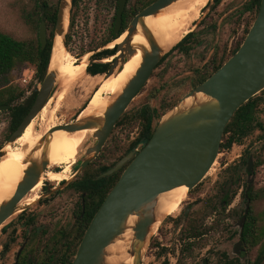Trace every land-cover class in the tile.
Returning a JSON list of instances; mask_svg holds the SVG:
<instances>
[{"label":"water","instance_id":"water-1","mask_svg":"<svg viewBox=\"0 0 264 264\" xmlns=\"http://www.w3.org/2000/svg\"><path fill=\"white\" fill-rule=\"evenodd\" d=\"M175 1L177 0L154 1L137 13L129 25L120 31L127 0H119L115 33H120L118 37L123 33H126V36L115 46L111 68L96 75L109 78L140 50L142 59L139 67L101 115L88 114L79 116L73 122L54 125L28 149L23 159L26 167L21 181L12 195L0 201V228L13 215L34 204L31 202L28 205L27 201L23 200L45 177L44 174L51 164L52 140L57 131H90L89 138L80 147L76 158L82 162L65 180L63 186L74 179L99 154L131 101L145 86L165 54L177 44L168 51L165 50L147 23L149 16L158 15L162 9ZM212 3L213 0H208L203 10L211 8ZM72 5L73 0L59 1L53 46L45 75L27 97L26 104L33 101L32 106L0 149V158L6 154L5 146L14 144L40 114L49 101L56 82H59L58 73L50 68V63L57 35L62 36L63 45L67 49L65 17L68 10L70 21ZM138 34L145 37L147 44L135 41ZM39 39L44 48L48 39L44 20L40 24ZM98 49H95V52ZM263 90L264 0H261L259 13L239 49L162 115L150 140L140 147L136 155L135 151L129 153L116 166L100 175H111L127 160H131L93 215L71 264H112L109 257L113 255L118 257L119 264H124L129 257L132 258V264H142L145 249L158 221L157 206L161 194L183 185L190 191L206 177L218 156L228 123L245 102ZM10 107L11 104L0 105V111ZM88 140L90 143H87ZM248 208L249 204L246 211ZM245 218L246 215L236 224L241 228V236ZM118 240L124 242L122 250L111 251V245ZM240 244L241 242L236 243L235 249ZM124 254L127 257L123 258Z\"/></svg>","mask_w":264,"mask_h":264},{"label":"rangeland","instance_id":"rangeland-1","mask_svg":"<svg viewBox=\"0 0 264 264\" xmlns=\"http://www.w3.org/2000/svg\"><path fill=\"white\" fill-rule=\"evenodd\" d=\"M29 0H0V29L10 33L16 38H33L36 33L32 31L22 20V10L25 3ZM51 3H56L58 0H49ZM246 0H222L218 8L213 11L203 10L201 18L197 21L195 29V40L200 44L193 48L189 55H185L178 51L171 52L163 57L164 61L155 68L152 76L147 81L145 86L134 97L126 111L123 114V121L116 128L114 135L118 140L128 144L135 137H137L142 119L138 115L140 110L148 108L150 111L155 108L161 116L164 115L170 108H172L187 92L194 88V84L200 76L198 70L207 71L210 68L209 61L213 55L220 57L230 56V49L243 43L247 30L250 29L255 19L254 11H244L238 15V22L231 18L230 21H225L229 14H234L241 7V3ZM133 5V2L131 3ZM117 8V0H77L76 5H72L71 13L74 15V25L70 30L72 38L68 44L67 50L70 57L76 62L81 61L84 53L90 57L96 52L110 48L106 45L105 40L110 36L109 32L111 24L115 16ZM226 18L221 21L222 15L226 14ZM236 17V14H234ZM215 23V28H211V24ZM69 24L67 33L69 32ZM99 48L96 52L95 49ZM102 62H108L101 60ZM88 66V65H87ZM33 68V67H30ZM99 77V78H98ZM104 75L93 76L86 73L72 82L61 85L56 82L51 97L43 110L34 118L33 126L37 132L43 134L54 125H62L75 121L81 114L82 109L86 106L88 100L95 94L99 79L103 80ZM20 79V78H18ZM31 83L28 84V92L24 99L30 95L33 89L38 86L41 81L35 76ZM102 82V81H101ZM129 118V119H128ZM259 119L264 123V110L260 113ZM10 128V113L7 110L0 111V149L5 145L7 139L11 135ZM259 138L247 137L237 145L229 148L225 147L224 154H219L213 163L211 170L206 177L194 189L192 197L198 196L200 193L208 191L213 194L212 198L216 201L220 198V193L213 187V182L216 177H221L220 171L227 162L230 165L238 163L237 155L243 153L248 144L256 141L258 146ZM87 143H90L88 140ZM223 148L220 149L222 151ZM259 149H256L258 151ZM79 151L72 153L69 159L64 163L67 170H71L72 175L75 172L77 163V155ZM264 155V151H262ZM219 157V158H218ZM218 159V160H217ZM46 171H59L64 174L63 167L50 164ZM42 185L35 191L41 194L45 183H49L47 176L44 177ZM245 180V179H243ZM58 181H53L57 183ZM244 182L240 183L233 192V198L225 210H222V215L214 211L207 214V219L202 225H210L213 223L215 229L208 231V235L203 236L202 239L193 240L194 246L183 253V248L187 244V239L181 236L179 226H175L167 217L178 213L180 207L164 220H162L156 230L154 231L149 243L145 249L142 264H163L166 261L169 264H201L204 257L210 258L212 264H222L219 252L225 248H230L237 236L227 241L226 235L231 232L232 227H237L236 224L239 216L245 207V201L241 194V189ZM254 187L258 191L259 188L264 187V162L257 170ZM33 189V188H32ZM31 189V190H32ZM34 191V192H35ZM33 195H26L27 197ZM38 199V198H37ZM243 200V201H242ZM20 212L8 219L4 226L14 221ZM176 213V214H177ZM254 215L259 219L263 232L257 235L258 240L255 246V258L259 255L261 246L264 244V201H256L254 206ZM2 226L0 228V244L6 240V235L2 233ZM238 228V227H237ZM160 232V233H159ZM159 233L163 238L160 242L165 243L169 248L161 256L158 254V248L154 244L156 234ZM127 257L126 254L123 258ZM116 259L119 262L118 257ZM117 260L113 264L117 263ZM13 257H6L4 263L12 264ZM125 261L124 264L126 263ZM261 264H264V257L261 259Z\"/></svg>","mask_w":264,"mask_h":264},{"label":"flooded vegetation","instance_id":"flooded-vegetation-1","mask_svg":"<svg viewBox=\"0 0 264 264\" xmlns=\"http://www.w3.org/2000/svg\"><path fill=\"white\" fill-rule=\"evenodd\" d=\"M154 1L156 0H127L122 14L120 31H122L129 25L130 21L137 13H139L142 9H144ZM132 2L133 5H131ZM221 2L222 0H213L212 7L209 8V11H213L218 8ZM260 4L261 0H259V4L258 0H246L245 2L241 3V7L234 12V14H236V17H234V14H229L228 16L226 13L222 15L221 21L224 20L226 16H228L225 21H230L231 18H236V23L239 20L237 19L238 15H241L244 11H254L256 14V19L260 10ZM118 8L119 0H117V8L109 34H111L112 32L115 33ZM197 24L198 23H196L195 26ZM211 28H215V23L211 24ZM249 30L250 29L247 30V34ZM189 33H191V35L184 42L183 47L173 49L171 52L178 51L185 55H189L193 48L197 47L200 44V42L195 40L194 38L196 34L195 29H193ZM116 38L109 42L111 43ZM241 44L242 43L237 46H241ZM234 48L230 49V56L232 55V51ZM111 49H115V47ZM89 52H91V50L85 52L84 55ZM112 55L100 57L93 54L90 57L89 64L102 62L101 60L104 59H110V61L108 62H102L109 63V66L105 71L107 72L112 66V61L114 59L112 58ZM230 56H224L217 59V55H213L211 57L212 59L209 61L210 68H208L207 71L203 72L201 71V69L198 70L200 76L196 80L194 87L199 85L201 77L208 76L209 74L213 73L216 65L221 62L222 59H228ZM163 61L164 58L161 59L157 66H159ZM93 76L97 77L98 75L94 74ZM259 94L262 95L263 101L254 109V121L249 128L250 131L246 135H244L241 140H235L231 145L222 146V143L225 140L224 137L226 136L227 139V137L231 134L230 132H228L225 136H223V141L220 147V149L223 148V150L219 151L218 155L225 153V147L229 148L231 146H235L238 142H241L244 138L247 137L259 138L258 141L260 142V144L258 146H255L256 141L248 144L243 153L237 155V157L239 158L238 163L233 165H230L227 162L224 163V167L221 168L220 171L221 177H219V179L217 180V176L215 181L213 182V187H215L216 191L220 193V198L218 199V201L212 198L213 194H210L208 192L210 188H208V191H206L205 193H200L198 196L192 197L191 195H193L194 189L199 185L198 184L190 191H188L186 199L180 205L181 207L179 212H176L177 214L175 213L174 215L167 217L168 220L172 221V223L175 224V226L173 225L171 227L175 229V227H177L178 225L180 227L179 230L181 232V236L184 238V240L187 239L186 242L191 243L194 246L195 243H193V240L202 239L203 236L208 235V231L215 229L213 223H211L210 225H202L203 222H205L207 219V214L214 211L222 215V210L226 209L233 198L234 189L240 183L244 182V185L241 189V194L243 196V200L245 201V207L241 212L238 220L239 222L242 217L246 215L243 226V234L242 236L240 235L241 228L238 226V228L232 227L233 229H230L231 232L226 235L225 239H227L228 241L230 240V237H232L231 240H233L235 236H237V239L233 242L232 246L229 249L225 248L219 252V257L221 258L222 264H253L256 259V235L263 232L261 225H259V219L254 215V206L256 201H264V187L259 188L258 191L254 187L257 170L264 162V155L262 153V151H264V123L259 119L260 113L262 112V110H264V90ZM32 103L33 101L28 105L32 106ZM145 109L148 111V113H150L154 125L157 126V123L160 119V114L156 112L155 108L150 111L148 108L143 107L138 115L140 116ZM122 121L123 115L115 124L99 154L92 161H90L86 165V167L79 174H77L74 179H72L67 185L63 186L65 180L67 179L65 174L68 173L63 168L64 174L60 173L59 171H50V173L52 172V174L50 175L49 173L48 178H46L47 180H50V182L44 184L45 187L40 190L41 194H38L39 190H37L36 192L30 191L27 194V196H33L26 198V204L29 205V203H31L30 200L32 199H34V201H32L34 202V204L20 211L17 217L13 219L14 221H11L5 226L3 225L4 227L2 228L1 234L6 235V240L2 244H0V264L4 263L6 257L9 256L13 257L12 264H62L64 262L62 251L64 246L66 245L67 240L72 237L76 238L78 233H80L82 230H84L85 233V230L91 222V209L92 207H94V201L91 199V187L93 186L92 179L110 176L100 175L108 169L116 166L129 153L135 151L134 154L136 155L139 152L140 147H143L150 140L149 139L147 142L140 141L136 145H134V142L136 141L142 130V124L140 126V131L137 137H135L128 144L122 142L121 140H118L115 137L114 132ZM256 149L259 150L256 151ZM81 162L82 161L80 159L79 161H77L75 171L79 168ZM130 162L131 160H127L118 171L114 172L111 175L117 174L119 179L122 172ZM63 167L66 166H64L63 164ZM70 172L71 170H69V173ZM251 179L252 181H250ZM53 181L58 182L53 183ZM248 204L249 208L248 211H246ZM159 233L156 234L154 244H156L159 250L158 254L161 256L164 252L169 250V247L165 243L160 242L161 240H163V238L159 236L161 235ZM238 242H241V244L240 246H238V248L235 249V245ZM7 243L9 245L8 248L6 247ZM261 259L263 258L261 257ZM201 264L212 263L210 262V258L204 257Z\"/></svg>","mask_w":264,"mask_h":264},{"label":"bare ground","instance_id":"bare-ground-1","mask_svg":"<svg viewBox=\"0 0 264 264\" xmlns=\"http://www.w3.org/2000/svg\"><path fill=\"white\" fill-rule=\"evenodd\" d=\"M207 4L208 0H177L162 9L158 15L149 16L147 23L155 34L159 44L168 51L196 27L195 24L201 18L202 11ZM68 23L69 12L67 10L65 17L66 27H68ZM125 36L126 33H123L120 37L109 43L108 46L110 48L115 47L117 43L123 41ZM135 41L147 44L145 37L141 34L136 35ZM88 59L89 55L86 53L81 61L76 62L70 57L68 50L64 47L62 36L57 35L55 37L50 68L57 71L58 81L61 85H65L82 77L86 73ZM141 59L142 54L139 50L122 67L117 68L112 76L109 78L104 77L103 80H101L102 78L99 79L95 94L88 100L80 116L88 114L101 115L112 98L122 91L128 80L136 72L141 63ZM104 60L110 61V59ZM33 123L34 120L14 144H9L4 148L6 154L0 158V201L14 193L19 181L23 177V171L26 167V164L23 163L25 154L43 135L42 132L35 130ZM89 135L90 131L87 129L79 130L75 133H69L66 130L57 131L51 144V164L63 167V164L69 159L71 154L80 150V147L87 141ZM63 168L68 172L65 174L66 178H69V171L66 167ZM49 173L50 171H46L44 176L48 178ZM43 179L31 191L39 188L43 183ZM187 193L188 187L183 185L161 194L157 206L158 221L154 226L155 230L162 220L180 207L186 199ZM30 201L32 202L34 199ZM123 246L124 242L118 240L111 245V251H121ZM116 260V256L114 255L109 257V262L112 264ZM117 263H119L118 260ZM126 263L132 264V258L129 257Z\"/></svg>","mask_w":264,"mask_h":264},{"label":"trees","instance_id":"trees-1","mask_svg":"<svg viewBox=\"0 0 264 264\" xmlns=\"http://www.w3.org/2000/svg\"><path fill=\"white\" fill-rule=\"evenodd\" d=\"M59 1L60 0H58L56 3H51L49 0H29L25 3L21 18L23 22L36 33V36L33 38H16L10 33L0 29V105L11 104V107L7 111L10 113V128L12 132L20 125L31 107V105L26 104V99H24L28 92V84L26 85L20 81L18 82L17 80L22 76L23 71L30 67L35 69V76L39 81L43 79L52 51ZM76 3L77 0H73V5H76ZM43 20L46 22L48 30L47 44L44 48L42 47L39 39V28L41 21ZM73 25L74 15L72 13L70 16L69 32L66 35L67 47L72 38L70 30ZM190 35L191 33L186 35L179 43L172 47L168 53H170L173 49L183 47L184 42ZM117 36H119V33L112 32L106 39V43L113 40ZM239 47L240 46H236L233 49L232 55L239 49ZM114 53L115 49L107 48L95 53V55L106 57ZM228 59H222V61L219 62L214 68V72ZM108 66L109 63L95 62L89 64L86 70L89 74L94 75L105 72ZM211 74L201 77L199 84L206 80ZM262 101V95L257 94L245 102L236 111L225 129L224 136L228 132L231 134L227 137V139L226 136L224 137L225 140L222 143V146L231 145L235 140H241L242 137L250 131L249 128L254 121V109ZM140 117L142 118V130L134 142V145L140 141L147 142L151 138L156 127L153 123V119H151L150 113H148L146 109L143 113H141ZM159 117L161 118L162 116L160 115ZM92 180L93 186L91 187V199L94 201V207L91 209V218L93 217L98 206L101 205L107 196L108 192L117 182L118 175L114 174ZM83 233L84 230L78 233L76 238L72 237L67 240L62 251V257L64 260L62 264L72 263L78 248V244L83 237ZM257 239L258 237L256 235V243ZM191 246H193L191 243H187L183 248V253L186 251L188 252ZM6 247H9L8 243ZM261 257H264V244L261 246L259 255L253 264H261ZM163 264H169V262L165 260Z\"/></svg>","mask_w":264,"mask_h":264},{"label":"built area","instance_id":"built-area-1","mask_svg":"<svg viewBox=\"0 0 264 264\" xmlns=\"http://www.w3.org/2000/svg\"><path fill=\"white\" fill-rule=\"evenodd\" d=\"M35 78V69L34 68H27L23 71L22 76L20 77V79H18L17 81L22 82L24 84H29L31 83Z\"/></svg>","mask_w":264,"mask_h":264}]
</instances>
